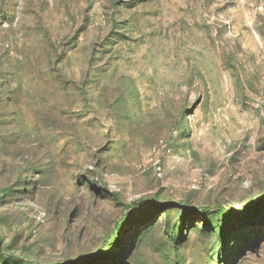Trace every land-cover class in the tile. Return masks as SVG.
<instances>
[{
    "label": "rangeland",
    "instance_id": "rangeland-1",
    "mask_svg": "<svg viewBox=\"0 0 264 264\" xmlns=\"http://www.w3.org/2000/svg\"><path fill=\"white\" fill-rule=\"evenodd\" d=\"M71 262L264 264V0H0V264Z\"/></svg>",
    "mask_w": 264,
    "mask_h": 264
},
{
    "label": "trees",
    "instance_id": "trees-1",
    "mask_svg": "<svg viewBox=\"0 0 264 264\" xmlns=\"http://www.w3.org/2000/svg\"><path fill=\"white\" fill-rule=\"evenodd\" d=\"M135 205H136V203L134 202V203L132 204V207H134ZM203 209L208 210L207 208H203ZM125 217H126V216H123V217L121 218L120 223L125 219ZM119 225H120V224H118L117 228L119 227ZM55 264H59V263H55ZM61 264H63V263H61ZM70 264H74V262H71Z\"/></svg>",
    "mask_w": 264,
    "mask_h": 264
}]
</instances>
